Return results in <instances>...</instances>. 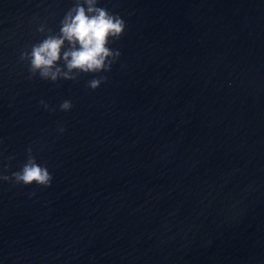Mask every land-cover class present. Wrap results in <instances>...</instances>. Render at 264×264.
Returning <instances> with one entry per match:
<instances>
[{"label": "water", "instance_id": "obj_1", "mask_svg": "<svg viewBox=\"0 0 264 264\" xmlns=\"http://www.w3.org/2000/svg\"><path fill=\"white\" fill-rule=\"evenodd\" d=\"M71 4L0 0V160L54 177L0 182V264H264V0H101L128 27L95 90L19 60Z\"/></svg>", "mask_w": 264, "mask_h": 264}, {"label": "clouds", "instance_id": "obj_2", "mask_svg": "<svg viewBox=\"0 0 264 264\" xmlns=\"http://www.w3.org/2000/svg\"><path fill=\"white\" fill-rule=\"evenodd\" d=\"M127 27L124 17L102 6L101 0H72L56 29L48 27L46 22L37 23L36 31L43 38L22 50L19 60L27 62L29 78L39 76L53 83L76 81L82 75L93 74L87 87L95 90L107 80L101 73L110 72L122 55L120 49L112 45ZM39 103L45 109L55 111L45 100L41 99ZM72 107L70 99H64L59 105L63 111H70ZM57 131L63 133L64 125H59ZM26 153L25 161L10 175L6 174L10 165L0 160V182L11 180L18 185L50 187L54 177L47 163L33 154L32 146L27 147ZM14 158L13 155L5 159L11 161Z\"/></svg>", "mask_w": 264, "mask_h": 264}]
</instances>
